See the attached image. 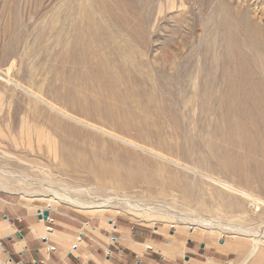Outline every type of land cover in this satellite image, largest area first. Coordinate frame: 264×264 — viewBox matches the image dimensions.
I'll list each match as a JSON object with an SVG mask.
<instances>
[{"label":"bare ground","instance_id":"obj_1","mask_svg":"<svg viewBox=\"0 0 264 264\" xmlns=\"http://www.w3.org/2000/svg\"><path fill=\"white\" fill-rule=\"evenodd\" d=\"M198 1L208 5L217 3L215 10L218 22L214 27L217 35L211 33V41L203 48L202 57L207 60L205 66L193 75L188 67L183 72L181 69V66L191 61L189 58L183 62L170 57L160 59L155 78H152L155 89L148 94L145 86L149 83L143 72L146 64L129 41L137 39V27L130 28L127 38L115 31L119 24L125 25L128 10L132 7L130 0H80V18L68 24L73 30L70 38L65 35L67 23L61 22L55 29H50V32L56 33V45H60L57 53L65 65L61 69L65 74L64 81L67 80L71 85L56 90L55 95L85 119H106L118 126L120 118H123L122 129H133L144 138L147 145L181 160H190L196 168L205 172L203 175L208 178L207 181L210 179L219 186L213 191L216 194L211 195L217 201L208 204L200 202L198 198L192 199L201 194L200 188H193L187 182H183L179 188L174 186L175 179L169 175L164 164L151 163L156 169L153 174L147 175L94 154L85 156L66 151L62 153L61 159L69 165L68 174L83 182L110 186L116 192L142 185L150 194L148 196L157 192L166 194L176 191L187 198L189 206L193 203L196 206L206 205V208L214 207L224 213H246L250 222L256 220L264 223V217L259 212H264V0ZM31 2L0 0V8L6 10L7 17L14 23H26L39 17L42 5L34 0L31 9ZM98 8L102 15L94 13ZM42 31L45 35V31L49 32L44 27ZM47 49L46 46L41 47V51ZM85 74L89 75L90 81L83 79L85 85L79 83L83 86L80 89L78 81ZM107 98L127 102L131 108L121 110L108 102ZM36 101L66 118L72 117L45 99ZM135 106L141 112L148 109L153 117L135 116L131 113ZM71 119L80 123L74 117ZM33 122L48 123L58 132H77L76 128H69L45 109L42 116L33 118ZM61 141H66V135ZM213 175L218 176L217 179ZM51 192L48 196L51 201H65L90 210L122 206L140 217L155 210L160 213L158 210L161 205L150 204L147 195L143 199L132 200L112 193V196H97L95 201H85L70 192L54 189ZM246 204L250 210L245 208ZM176 213L178 215L175 218L188 221L191 230V225L203 228L213 225L220 230L231 228L235 235L243 234L242 240H234L233 243L238 252L248 246L238 264H254L263 256L264 248L261 245L264 235L258 236L255 231L251 233L247 228L231 222ZM210 229L214 231L215 228ZM207 264L214 262L210 259Z\"/></svg>","mask_w":264,"mask_h":264},{"label":"rangeland","instance_id":"obj_2","mask_svg":"<svg viewBox=\"0 0 264 264\" xmlns=\"http://www.w3.org/2000/svg\"><path fill=\"white\" fill-rule=\"evenodd\" d=\"M29 1H32L30 7L33 9L34 0ZM36 1L42 3L39 8V17L26 23H14L7 17L6 10L0 8V194L12 193L13 195L10 196L12 199L32 209L58 207L69 213L76 212L81 216H97L115 222L121 219L138 226H158L166 231H175L182 241H185V238H194L189 245L190 248L202 244L203 248L199 250V255H192L202 264L209 263L210 259L217 264H238L248 246L244 249L242 247V251L238 252L233 243L234 240H242L243 234L235 235L231 228L220 230L213 225L208 228L191 225L193 227L191 230L188 221L176 219L175 216L176 212H179L231 222L247 228L251 233L255 231L258 236L262 237L264 223L256 220L250 222L246 213H224L214 207L206 208V205L196 206L193 203L189 206L187 198L180 196L176 191L166 194L157 192L148 196L150 194H147L142 185L116 192L110 186L102 187L93 182H83L68 174L69 165L64 164L61 159L62 153L66 151L77 155L94 154L101 159H112L125 167L145 172L147 175L153 174L156 169L155 166L150 165L151 163L164 164L169 175L171 174L175 179L174 186L179 188L183 182H187L192 184L193 188H200L201 194L192 199L198 198L200 202L208 204L217 201L211 195L216 194L213 191L219 188L210 179L207 181L208 178L203 175L204 171L196 168L190 160H181L155 146L153 148L147 145L144 138L135 133L133 129H122L121 119L123 118H120L118 126L112 125L106 119H85L82 115L74 113L67 103L58 99L55 91L71 85L67 80L64 81L65 74L61 69L65 68V65L57 53L60 45H56V33L50 32V29H55L61 22L67 23L65 35L67 34L70 38L73 30L68 26L76 18H80L81 8L78 5L80 0ZM130 2L132 7L128 10L125 25L119 24L115 31H118L121 37L127 38L130 28L137 27V39L129 41L146 64L143 72L145 80L147 76L149 83L145 86L148 94L153 93L155 89L152 78H155V70L160 59L170 57L183 62L189 58L191 59L190 62L188 61L189 64L185 63L181 69L183 72L188 67L190 71H193V75L205 66L207 60L203 58V48L207 42L211 41V33H215L214 36L217 35L214 30L218 22V14L215 10L217 3L208 5L198 0H130ZM99 9H95L94 13L102 15ZM43 27L49 30V32L45 31L47 35L43 33ZM12 42L13 47L11 48ZM43 46L48 48L47 51H41ZM168 71H170L169 67ZM83 79L90 81L89 75L85 74L78 81L80 89L83 86L79 83L85 85ZM38 99L47 100L48 103L64 110L63 112H67L72 117L66 118L67 116L60 115L36 101ZM107 101L114 103L121 110L131 108L130 104L119 99L107 98ZM43 108L53 117L62 120L69 128H76L77 132L75 134L58 132L48 123L33 122L34 117L42 116ZM139 110L138 106H135L131 113L135 116L147 115L150 119L153 117L148 109L145 108L142 112ZM123 116L122 114L121 117ZM73 117L80 123L72 120ZM63 135H66L64 143L61 141ZM23 176L29 181H26ZM213 177L217 179L218 176L213 175ZM81 188L82 191H79ZM53 189L65 193L70 192L74 197H80L85 201H95L98 197L112 196V193L127 196L132 200L143 199L147 195L150 204L161 205L158 210L160 213L155 210V212L144 213L147 215L142 214L140 217L122 206L107 210L81 208L65 201L49 200L48 196ZM245 206L247 210H250V207H247L248 204ZM259 212L264 217L263 210ZM211 227L215 228L214 231H211ZM165 235L169 237L167 232ZM261 247L264 248V243ZM254 264H264V253Z\"/></svg>","mask_w":264,"mask_h":264},{"label":"crops","instance_id":"obj_3","mask_svg":"<svg viewBox=\"0 0 264 264\" xmlns=\"http://www.w3.org/2000/svg\"><path fill=\"white\" fill-rule=\"evenodd\" d=\"M12 195L0 194V264H202L192 256L202 244L190 248L194 238L182 241L175 231L58 207L32 209Z\"/></svg>","mask_w":264,"mask_h":264},{"label":"water","instance_id":"obj_4","mask_svg":"<svg viewBox=\"0 0 264 264\" xmlns=\"http://www.w3.org/2000/svg\"><path fill=\"white\" fill-rule=\"evenodd\" d=\"M40 215H41V217H47L48 211L47 210H43V211L40 212Z\"/></svg>","mask_w":264,"mask_h":264}]
</instances>
